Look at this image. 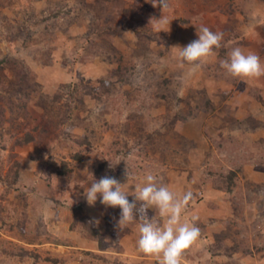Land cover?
I'll return each instance as SVG.
<instances>
[{"label": "rangeland", "instance_id": "374dc122", "mask_svg": "<svg viewBox=\"0 0 264 264\" xmlns=\"http://www.w3.org/2000/svg\"><path fill=\"white\" fill-rule=\"evenodd\" d=\"M0 264H264V0H0Z\"/></svg>", "mask_w": 264, "mask_h": 264}, {"label": "trees", "instance_id": "16d2710c", "mask_svg": "<svg viewBox=\"0 0 264 264\" xmlns=\"http://www.w3.org/2000/svg\"><path fill=\"white\" fill-rule=\"evenodd\" d=\"M33 138L32 136H29L25 139V142H28V141H31ZM65 168V167H64ZM67 169V168H65ZM102 171L101 170V167L97 168L96 170V174L98 175L99 172ZM125 172H123V170H116V171H112L111 169L107 168L105 170V172L101 173V177L102 178H105L107 181H110V180H115L117 182H120V181H123L125 179ZM100 176H97L96 178H98ZM133 197L136 199V195H133ZM138 199V198H137ZM124 200V198H123ZM126 201V200H125ZM126 207L128 208H133V204L132 203H129V204H125ZM134 209V208H133ZM134 211V210H133ZM137 211V212H136ZM135 214L140 217V216H145V213L144 212H140L139 209L138 210H135L134 211ZM81 225H83L84 227L83 228H86L87 230L90 231V233H92L93 236H97L98 235V231L96 230V226L95 224H93V222H90V221H87L86 219L81 221L80 223Z\"/></svg>", "mask_w": 264, "mask_h": 264}]
</instances>
